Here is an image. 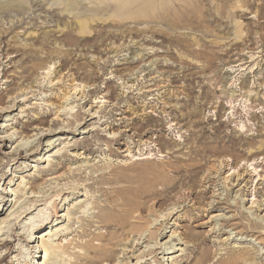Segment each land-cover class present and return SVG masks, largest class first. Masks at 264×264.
Wrapping results in <instances>:
<instances>
[{"label":"rangeland","instance_id":"374dc122","mask_svg":"<svg viewBox=\"0 0 264 264\" xmlns=\"http://www.w3.org/2000/svg\"><path fill=\"white\" fill-rule=\"evenodd\" d=\"M238 1L205 0L208 28L109 19L91 25L103 40L76 44L64 38L75 18L61 31L47 0L0 11V264H89L88 240L92 258L111 250L91 264H223L239 251L236 264H264V0ZM154 26L170 39L129 33ZM204 52L217 53L208 67ZM60 189V217L39 201L3 220ZM39 210L49 224L35 231ZM41 237L60 249L45 256Z\"/></svg>","mask_w":264,"mask_h":264},{"label":"bare ground","instance_id":"6f19581e","mask_svg":"<svg viewBox=\"0 0 264 264\" xmlns=\"http://www.w3.org/2000/svg\"><path fill=\"white\" fill-rule=\"evenodd\" d=\"M8 1L9 0H0V11L3 9H7L9 6L14 4L13 2H17L19 0H12L11 3ZM96 1L100 6L92 7V8L87 6L88 4L95 3ZM204 2H205V0H159L158 4L156 5V0H47L46 5H48L47 9L54 8L55 5L60 6L58 8V9H60V11L58 13V19H56V20H57L58 26L60 24H63L61 31L64 30V28L66 27V24L63 23L64 15H66V14L68 16L72 15V17L75 18L74 24L76 26L73 29V31L76 34L72 35L71 31L66 32V33H64V38L67 42H71L73 44H76L79 41L80 42H82V41L83 42H89L95 36H98L101 38V40H103V35L100 32L97 34V32L92 30L91 25L94 22H97V21L105 22L109 19L113 22L114 21L115 22H121V21L126 20V19L134 20V21L142 19L144 24H147L149 22H157L158 21L160 23L161 21H166V22L170 23L172 26H177L179 23H183L184 25H186L185 23L190 24V25L192 23H197L200 26V28H201V26L208 28L206 26V24L208 22L207 16H210L213 18V16H212L213 14L212 15L208 14V12H207L208 8L205 7ZM237 2H239V1L237 0ZM225 4H222V6L220 7L222 9V10L220 9L221 11L219 12V14L221 16L223 13L222 11H224L226 9L227 5L225 6ZM108 7L110 8V11H108L106 14L102 13L103 8L107 9ZM87 12L90 14H88ZM236 14H237V12H236ZM214 19H215V17H214ZM191 27H192V25H191ZM198 27H195V28H198ZM146 32H151L153 34H156L159 37H161L163 40H165V39L169 40L170 39L168 32H165L159 28H155V26L150 27V28L146 27V28L141 29V30L136 29V28H132L129 33L132 34L134 37H138L142 34H146ZM236 33H237V38H239L240 34L242 33V30H241L239 24L237 25ZM178 44L179 45L182 44V41H178ZM93 47L97 48V44H94ZM186 48L191 53H198V54L200 53V51L192 50L191 45H186ZM132 52H133L132 53L133 56H130L131 59H133V57H135L139 54V53H136V51H132ZM226 53H227V51H226ZM204 54L206 56H208V59H207V67H208L210 64L213 63L215 57H217V53H215V52H204ZM229 63H226L224 65H229ZM227 73H228V71H225L224 75L219 76L217 74L215 76L216 82L222 83V87H224V88L228 84V82L230 81V78L228 76L229 74H227ZM249 82H250L249 78L241 80V82L239 83L240 88L245 89L249 85ZM246 91L248 92L249 89H247ZM205 97H206V99L208 98L207 94ZM76 116H79V114H76ZM223 138L224 137L220 136V131L217 128L215 140H219L222 142ZM4 139H7V137H5ZM208 142H209V139L207 141H205V143L203 144V149L205 151H208L212 154H216V153H219L221 150H223V147H221V146L216 147V148L211 147L208 144ZM231 142H232V146L234 148L235 145L237 144V141H235L233 139V140H231ZM21 147H19L20 150H22ZM27 148H28V146L25 147L24 150L26 151ZM171 168H173V167H171ZM178 169L179 168H177V169L173 168V170H175V171ZM191 172H188L190 179L193 177V174H190ZM74 179L75 178H73V180ZM73 183H74V181H73ZM172 187H174V186H171L170 188H172ZM61 191H62V189L56 191L53 195L46 197L44 199H41V200H34V201L32 200L30 203L27 204V207H24V209L22 208L23 206H20L21 208L19 207L20 211H19V209H16L19 212L18 211L15 212V210L14 211L10 210V211H8L6 218H4L3 220H9L10 221L12 219L16 220V219L22 217L19 220V221H21L23 218L26 217L27 214H31L34 210H36V208L38 206L42 205L41 203L37 204V202H39V201H43V206H47L51 209L50 211H48V213H49L48 216L60 217L61 215L59 216L58 212H57L56 199H59ZM64 192H68V191H64ZM7 193L10 194V192H7ZM2 210H3V206L0 208V211H2ZM17 212H18V214H16ZM24 213H26V214L23 215ZM38 213L41 215L40 219L38 220V226H35L34 222L30 225L32 227V229H34L35 231H38L42 227L49 224L47 222V217L43 213V210H39ZM15 214H16V216H15ZM111 217L112 216L105 215V214H99L98 215V219L100 220V222L110 220V219H112ZM1 224H2V222H1ZM252 224L254 227L259 226L257 223H252ZM17 225H18V223L15 224V227H13V228H16ZM50 232H51V230L49 231V233ZM11 233H13V232H11ZM34 233H36V232H34ZM54 234H56V233H54ZM261 234H263V233H261ZM11 235L14 236V233L10 234V236ZM45 235H47V234H45ZM154 235L155 234H150V233L147 234V236H150V238L153 237ZM18 236L20 237V239L24 238L26 241H30V239H29L30 235L29 234H26V236H24V234H20ZM114 236H115V234H108L107 236L102 235V234H98V235H95L94 237H95V239H98V240H110L111 238H114ZM43 237L40 238L41 244L38 246V248H41V250L44 252V254H46L45 256H47V255L49 256L50 254H52L57 249H60L59 245L55 246V245L51 244L49 241L44 240ZM107 237H108V239H107ZM14 240L15 239H11V238L6 239L3 242V244H7V245L10 244L11 245ZM130 246H131V244H130ZM80 248H84L85 252H84L83 256H79V258L85 260L89 264L97 262V257L106 258L111 254V250L107 246H103V247H101V249L98 252L97 251L95 252L94 258L90 257L89 253L91 252V249H93L94 247L90 244L89 240L86 241V243H84V245H80ZM153 251L154 250H151V253ZM97 253H98V255H97ZM244 254H245V252H242V251L236 252L235 254H233V256H231L229 262H224L223 264H236L237 260L240 257H242ZM7 255H8V251L6 253H3L2 259H5V257H7ZM32 258H33V255H32ZM31 260L32 259H29V257H28V259H25L22 262L18 261L14 264H33V263H31ZM46 261L44 260V263H42V264H45ZM80 264H82V263H80Z\"/></svg>","mask_w":264,"mask_h":264}]
</instances>
